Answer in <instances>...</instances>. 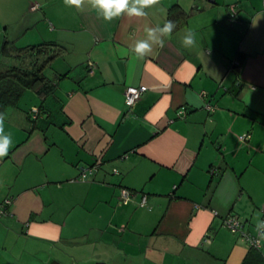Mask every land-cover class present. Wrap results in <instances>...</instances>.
Listing matches in <instances>:
<instances>
[{"label": "crops", "instance_id": "1", "mask_svg": "<svg viewBox=\"0 0 264 264\" xmlns=\"http://www.w3.org/2000/svg\"><path fill=\"white\" fill-rule=\"evenodd\" d=\"M21 6L0 0V71L16 64L5 40L66 51L50 66L59 113L27 90L0 118V264H241L249 246L223 218L251 233L264 219V0Z\"/></svg>", "mask_w": 264, "mask_h": 264}, {"label": "trees", "instance_id": "2", "mask_svg": "<svg viewBox=\"0 0 264 264\" xmlns=\"http://www.w3.org/2000/svg\"><path fill=\"white\" fill-rule=\"evenodd\" d=\"M65 51L66 48L55 41L21 48L14 47L6 40L3 42L2 56L15 60L18 64L0 71V118L5 108L9 105H16L26 90L32 91L38 97L55 91V81L47 77L43 70ZM26 58L30 60L28 69L22 65ZM65 75H58L57 79H62ZM248 246V252L241 264H264V254L260 251L261 247L256 248L249 244Z\"/></svg>", "mask_w": 264, "mask_h": 264}, {"label": "built area", "instance_id": "3", "mask_svg": "<svg viewBox=\"0 0 264 264\" xmlns=\"http://www.w3.org/2000/svg\"><path fill=\"white\" fill-rule=\"evenodd\" d=\"M32 8H35V6H32ZM231 10H234V6H230ZM89 68L92 69L94 64L92 62H89L88 64ZM91 71V70H90ZM147 90V86L145 85H139V86H127L124 90V97L126 104L131 107L133 106L136 101L141 97L143 93H145ZM201 96H205V92H201ZM205 108L208 111H213L214 106L210 104H206ZM34 112H37L36 108H33ZM183 111H179L178 114H182ZM249 135H241L240 139H246ZM96 169L95 165L88 166V167H82L80 171V179L84 180L87 178V176L92 173ZM135 195V192L132 190H129L125 187H120L119 189V199L121 203L128 204L132 197ZM146 201V197L142 196L139 204L140 206H144ZM11 200L9 198H5L0 203V217L5 215L7 213V207L10 205ZM223 226L227 228L231 233L238 234L242 239L246 241L247 244L254 246L256 248H260L262 246V239L264 238V219H262L258 225V231L256 234H253L251 232H248L244 228V222L236 215L229 214L223 218ZM204 242L210 241V236L204 237Z\"/></svg>", "mask_w": 264, "mask_h": 264}, {"label": "rangeland", "instance_id": "4", "mask_svg": "<svg viewBox=\"0 0 264 264\" xmlns=\"http://www.w3.org/2000/svg\"><path fill=\"white\" fill-rule=\"evenodd\" d=\"M22 3H23V0H14V6H17V9H14L15 12H16V15L17 14L19 15V13L21 12V10L23 9L22 6H21ZM33 6H35V8H32L31 7L32 10L39 8L40 5L38 3H35V4H33ZM12 23H13V25H11L9 27V33H11L12 35H15L17 33V30L21 27V25H20V21H18V20H15ZM3 27L4 26H3V24H2V22L0 20V31H2ZM1 36L2 35H0V43H1V38H2ZM29 63H30V60H28V58H26L25 62H23L22 65H23L24 68L28 69L29 68ZM16 64H18V63H16ZM50 66L53 69L58 68L57 64L54 65L53 62L51 63ZM50 66H48L47 68H45L43 70V72H44V74L47 77H51V79H54L56 75H55V73L52 72V69L50 68ZM56 86L57 85H55V88H56ZM57 92L59 93V91H57ZM57 92H56V94L54 92L51 93V94L48 93L47 95H45V96L43 95L41 97H38L36 95L37 98H36V100H34L35 101L34 103L37 104L38 106L43 104V107H44V110H43L44 112L43 113H46V114H49V115H52L53 117H55L59 113V104H60V96H59V100H57V101H55V98H54V97L58 96L57 95L58 94ZM29 97H30L29 94L28 93H25V95L23 97L22 96L20 97V99H19V101H18V103L16 105H14V106L9 105L8 108L9 107H16V106L17 107H20V105H21V107H23L24 105H27L28 104ZM24 109L26 111L29 110V108H27V109L24 108ZM29 113L32 114V115H35V112L33 111L32 108L29 111ZM51 119H54V118H52L50 116V120ZM51 121H53V120H51ZM259 223L255 225L253 234H256L257 233Z\"/></svg>", "mask_w": 264, "mask_h": 264}]
</instances>
